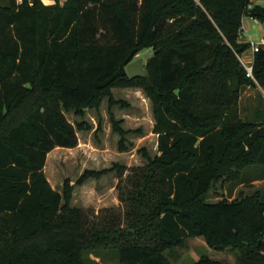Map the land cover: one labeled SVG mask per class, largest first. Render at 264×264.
Segmentation results:
<instances>
[{
	"label": "trees",
	"instance_id": "trees-1",
	"mask_svg": "<svg viewBox=\"0 0 264 264\" xmlns=\"http://www.w3.org/2000/svg\"><path fill=\"white\" fill-rule=\"evenodd\" d=\"M245 16L263 22L264 4L0 0V264H87L108 244L119 264H170L165 251L197 236L235 249L236 264H264V189L209 200L219 179L246 181L243 169L264 165V115L238 113L246 86L264 88V49L254 54L257 83L237 56L249 47ZM146 48L149 75L129 78L126 65ZM116 83L152 98L157 154L129 196L127 227H94L71 204L73 186L55 189L44 167L52 149L78 143L84 125L65 112L82 115Z\"/></svg>",
	"mask_w": 264,
	"mask_h": 264
},
{
	"label": "rangeland",
	"instance_id": "rangeland-1",
	"mask_svg": "<svg viewBox=\"0 0 264 264\" xmlns=\"http://www.w3.org/2000/svg\"><path fill=\"white\" fill-rule=\"evenodd\" d=\"M52 1L44 0L47 4ZM149 51L148 48L141 50L134 59ZM241 56L247 61L251 59L248 50ZM237 105L241 118L253 120L257 110L264 115V93L258 86L248 85L242 90ZM65 115L74 125L82 123L84 127L77 129L76 146L55 147L47 154L44 171L48 180L59 191L65 182L73 186L71 204L81 209L89 225L95 227L110 221L112 227H127L133 202L129 196H137L136 184L149 170L148 157L157 154L152 98L140 85L116 83L110 88V95H104L98 105L87 107L82 115L74 111ZM113 120L120 124L123 134L113 128ZM243 170L248 180L227 176L219 179L209 192V200L230 199L241 191L251 193L264 189V181L250 180L264 173L263 164ZM203 239L202 236L188 238L166 250L170 264H192L202 255L223 264L237 263L235 249H215L204 244ZM97 249V252H87V264H119L116 245H98Z\"/></svg>",
	"mask_w": 264,
	"mask_h": 264
},
{
	"label": "crops",
	"instance_id": "crops-1",
	"mask_svg": "<svg viewBox=\"0 0 264 264\" xmlns=\"http://www.w3.org/2000/svg\"><path fill=\"white\" fill-rule=\"evenodd\" d=\"M250 3L252 5L256 3L264 4V0H250ZM262 33H264V21L262 22L249 16L243 17L240 31V41L248 43L250 40H257ZM262 181H264V179L259 176H256V178L252 180V182ZM234 197L235 195L232 198ZM203 242L206 244L204 239Z\"/></svg>",
	"mask_w": 264,
	"mask_h": 264
},
{
	"label": "built area",
	"instance_id": "built-area-1",
	"mask_svg": "<svg viewBox=\"0 0 264 264\" xmlns=\"http://www.w3.org/2000/svg\"><path fill=\"white\" fill-rule=\"evenodd\" d=\"M18 3H21L22 0H16ZM249 57L251 58L249 61H247L245 58L241 56V54H237L241 65L243 66L245 70V74L248 78L252 79L254 82L257 83V80L254 76L253 72V62H254V54L262 49H264V33H262L257 40H250L249 42ZM262 92L264 93V88L260 85H257Z\"/></svg>",
	"mask_w": 264,
	"mask_h": 264
},
{
	"label": "water",
	"instance_id": "water-1",
	"mask_svg": "<svg viewBox=\"0 0 264 264\" xmlns=\"http://www.w3.org/2000/svg\"><path fill=\"white\" fill-rule=\"evenodd\" d=\"M151 52H145L141 57L130 61L126 65V71L129 78L145 77L149 75V70L145 67L146 60L150 57Z\"/></svg>",
	"mask_w": 264,
	"mask_h": 264
}]
</instances>
